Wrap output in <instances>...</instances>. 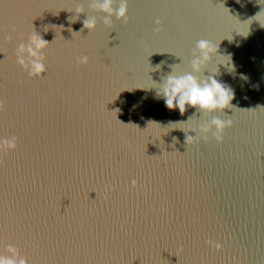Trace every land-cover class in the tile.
I'll return each mask as SVG.
<instances>
[{"label": "water", "instance_id": "water-1", "mask_svg": "<svg viewBox=\"0 0 264 264\" xmlns=\"http://www.w3.org/2000/svg\"><path fill=\"white\" fill-rule=\"evenodd\" d=\"M121 2L0 0V141L17 138L0 151V257L264 264V0H127L126 20ZM201 39L217 51L196 71ZM188 73L232 107L168 109L157 90ZM213 117L233 121L221 141Z\"/></svg>", "mask_w": 264, "mask_h": 264}, {"label": "clouds", "instance_id": "clouds-1", "mask_svg": "<svg viewBox=\"0 0 264 264\" xmlns=\"http://www.w3.org/2000/svg\"><path fill=\"white\" fill-rule=\"evenodd\" d=\"M112 2L113 0H103V3L100 5L101 9L111 14L113 11ZM77 11L79 12L81 9H77ZM115 12L118 18H124L126 20L128 12L127 0H122L119 8L116 9ZM105 23L110 24L111 21L108 18H105ZM159 23L160 21L157 20L156 24L159 25ZM83 26L84 28L91 30L95 28L96 22L94 19H85L83 21ZM155 31L159 32L160 28H156ZM32 41L35 44L36 50L29 47L28 52L33 57L38 55L37 50L46 47L49 43L42 36L36 34H33ZM196 47L199 49L200 55H197L191 63L193 69L199 71L201 65L210 60V53H215L217 51V46L208 40L201 39L197 41ZM87 62L88 57L79 58V63L86 64ZM20 63L24 64V61L20 60ZM31 64L32 67L29 76L40 77L46 73L47 69L43 63L39 62V60H33ZM157 95L163 97L168 109L178 108L181 114L185 113L186 106L209 112L217 109L223 111L226 108L232 107L231 101L234 98L232 90L219 82L215 76H209L207 80L200 81L191 73L181 76L169 75L162 88L157 90ZM3 107V102L0 101V110H3ZM232 123L233 121L231 119L213 117L211 124L216 127V131L213 135L217 141L223 139L222 133L224 129L230 127ZM202 130L207 132L208 126H202ZM186 139L188 143L197 141L192 135H187ZM205 140H207V137H205ZM16 141V137H13L11 140L0 141V151H3L4 147L9 150H14L17 147ZM132 184L135 186L136 181L133 180ZM207 243L216 250H219L222 247L218 242L207 241ZM0 264H27V262L24 260L17 262L10 258L0 257Z\"/></svg>", "mask_w": 264, "mask_h": 264}]
</instances>
